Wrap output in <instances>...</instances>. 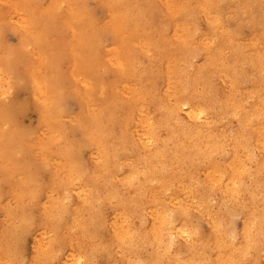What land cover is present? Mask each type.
<instances>
[{"label": "bare ground", "instance_id": "obj_1", "mask_svg": "<svg viewBox=\"0 0 264 264\" xmlns=\"http://www.w3.org/2000/svg\"><path fill=\"white\" fill-rule=\"evenodd\" d=\"M101 1L106 4V17L108 19L104 26L111 33L112 42L116 43L105 54L104 51L99 50L98 46L94 45L93 33L88 34L85 30L87 26H91V23L85 17L88 16L87 11L82 8L78 0L71 2L48 0L38 12H34L33 6H30V0H0V20H9L13 12L18 14V22L16 23L18 47L27 50L25 70L34 91L39 89L42 94L45 93L46 95L44 100L39 103L41 132L39 135L36 133L30 137V155L49 170V176L47 181L40 183L30 169V200L34 198L33 191L37 188L39 191L41 189L44 191L48 203L43 207V216L51 225L55 224L64 207H70L67 203L68 195L66 192L72 189L74 182H80L82 186L88 184L91 187L90 195L86 192L82 198L78 199L76 206L85 205L81 212L88 211V206L92 207L91 200L94 197L95 186L106 176L107 162L115 154L111 145L102 143L99 137V135L106 134L110 125L113 126L115 117L110 114L109 107L99 100L104 89H109L112 98L109 99V104H114L116 96L124 84L129 85V81L133 83L132 77L139 73L133 71V68L131 69L130 64L134 58L129 57L130 54L127 56V49L132 50V48L140 46L148 48L149 46L145 38L143 19L139 16L141 14L135 10V6H130L128 0ZM248 2L249 0H245L246 4ZM219 3H215V6ZM211 6V0H178L171 14L167 8L164 9L166 15L169 16L170 23L173 24V30L168 33L161 32L157 46L163 55L162 89L157 93V98H154V93L147 91L142 84L133 85L135 95L131 97V102L128 104L129 115L125 121L133 133L139 128L144 129L146 139L144 143H141V149L138 147L137 156L132 160L127 171L125 173L120 172L123 175L119 176L118 180L123 185V191H119L112 182L104 190L105 197L112 200L116 207H120L122 214L121 223L116 229L112 228L117 230L112 232L115 234L117 249L124 252L128 259L134 253L136 238L150 245L149 260L142 264L161 263L160 248L167 240L166 235L169 229L174 227L178 233L193 236L186 216L188 209L184 205H180L179 210L173 209L168 213L165 210L161 192L173 188L176 184V189H186L191 197L193 195L197 200H200V206H206V195L210 192H216L221 201L236 202L239 190L236 188L233 190L229 187L233 188L232 185L238 183L244 186L247 182L249 172L245 169L246 167L244 168L243 160L239 155L230 154L232 159L227 162V171L220 169L214 158L209 156L212 150H218L224 146L220 137L222 130L219 126L214 127L211 123L201 125L198 121L178 123L177 126L172 124L173 117L179 121L180 113H184L182 110L184 106L187 107L185 110L187 116L192 115L199 118L208 112L210 109L209 99L201 95L199 90L208 83V73L226 79L223 98L221 103L216 106V112L220 114H224V112L234 113L239 117V130L230 135L232 144H234L231 145L232 149L235 151L239 143L245 144L249 138L255 144H262L261 148H264V102H261L263 99L260 100L264 97V91L255 90L250 93V103L238 99V97H242V92L239 90L244 88H241L240 71H237L236 68V66L242 67L250 61L253 71L249 81L254 87L260 86L264 90V28H255L245 45L235 50L236 41L222 27L223 22L219 23L216 18L212 25H208L209 33L218 32V37L214 40L213 45L210 46V41L205 35H202L203 37L198 40L199 44L191 43V24L188 21L189 8L206 13ZM54 14L64 24L66 34L61 39H55L52 45L57 46L70 60L68 62V76L72 80L71 88L74 95L82 103L84 111L83 133L92 150L99 155V161L92 162L89 171L86 172H83L73 159L71 144L66 137L58 111L55 109L57 102L54 98H58L60 95V84L50 75L41 74L37 68L42 62L48 64V62L54 61V58L58 59L55 49L49 54L43 55L42 58L46 61L33 60V50L41 48L42 37L38 24L32 18L42 22ZM211 14L212 12L208 13V16ZM178 21L181 23V27L177 25ZM197 52L202 53L201 60H199L201 62L195 61L196 63H193V57ZM108 54L114 57L116 76L113 82L106 86L101 81V76L104 72H108L104 71L109 66ZM9 56L8 59L1 62L7 67L13 65V55L10 54ZM182 64L188 68L184 71H177ZM14 65L16 66L15 63ZM54 78L58 79V75ZM142 78L146 79V77ZM259 102L263 105L258 110ZM3 124L4 116L0 110V177L8 180L6 197L2 198L0 193V211L8 221L4 225L0 220V264L8 263L12 259L9 258L12 254L14 257L16 256L12 247V240L16 233L14 221H18L19 225L23 227L30 226V218L24 211V206L30 204V200L24 201L21 206L19 205V200L24 196L23 187L28 179L27 166L22 159L15 165L11 164V156L14 153L13 146L17 138L6 136L7 130L3 129ZM81 124L82 116L78 118L77 122V125L81 126ZM44 130H48L53 135L48 143L43 139ZM163 131L169 137L163 134ZM15 132L19 134L18 129ZM154 141L156 144L163 141V144L171 146V154L165 156L160 152H151L152 146L150 144ZM163 144L162 146H165ZM179 144L185 146L187 156L177 160L176 163L175 158H178L180 154L177 148ZM160 149L161 147L158 150ZM194 158L205 161L207 165L203 169L204 181L207 184V186L204 185L206 189L200 188L204 184L203 181V184L191 183L194 176L187 175L186 179L181 178L182 166L188 167V165L193 164ZM34 164L37 165L38 163L34 162ZM255 164V180L258 188H261L262 180H264V151L259 152ZM30 168H32L31 164ZM139 173H145L143 175L144 203L147 209L149 208L152 214H155V219L142 229L135 230L130 217L126 214L128 196L126 193L131 189L133 177ZM152 180H155V185H150ZM139 194V190L134 191L135 196H139ZM6 198L13 200L14 203L11 204L6 201ZM259 199V195L250 193L248 199L241 203L244 214L243 225L238 235H234L236 239L233 242L228 239L217 213L208 210L207 220L210 221L211 231L209 237L205 242L200 243H196L197 238H194L191 243L189 259L185 261L182 258H175L173 264H264V251L260 253L257 250L259 244L264 245V198ZM69 210L72 211L71 208ZM175 214H179V219L176 221ZM62 231L68 236L65 246L69 254L72 252L76 254L71 264H80V261H83L81 264H87L88 261L85 258L89 249L81 245L94 235L93 230L88 227L85 221L82 222L74 216L69 225L62 228ZM61 246V240H58V235L53 231L42 252L36 251L34 264L46 262L66 264L59 259L58 252ZM207 248H211V255L205 252ZM108 264H116L111 260V256Z\"/></svg>", "mask_w": 264, "mask_h": 264}, {"label": "rangeland", "instance_id": "obj_2", "mask_svg": "<svg viewBox=\"0 0 264 264\" xmlns=\"http://www.w3.org/2000/svg\"><path fill=\"white\" fill-rule=\"evenodd\" d=\"M64 1L71 2L73 0ZM78 1L82 8L87 11L88 16L85 17H87L91 23V26H87L85 30L88 34L93 33L94 45L98 46L99 50L104 51L105 54L111 49L112 45L116 44L112 42V35L104 26V23L108 20L106 17V4L101 0ZM176 1L178 2V0ZM176 1L128 0L129 5L133 7L135 6V10L141 14L139 16L143 19L142 22L146 32L145 38L148 41L149 46L148 48L140 46L132 48V50L127 49V56L130 54L129 57L134 58V61L130 64L131 69L133 68V71H138L139 73L132 77L133 83L130 81L129 85L123 83L124 86L117 94L114 104H109V99H112L109 89H104V93L99 100V102L106 104L109 107L110 114L112 117H115L113 126H109V130L106 134L99 135L102 143H105L108 146L111 145L115 154L110 157L107 162L108 171L106 176L95 186L94 197H92L91 200L92 207L88 206V211L81 212V209L85 208V205L76 206L78 199L82 198L86 192L90 195L91 187L88 184H86L88 186H82V183L74 182L72 189L66 192L68 195L67 203L72 211L70 212L69 208L64 207L60 211L57 220L53 225L47 222L43 216V207L48 203L44 191L42 189L39 191L37 188L33 191L34 198L30 200V169L33 171V176L40 183L47 181L49 176V170L40 162L34 160L33 156L30 155V137L34 136L36 133L39 135L41 132L42 127L40 126L39 103L44 100L46 95L45 93L42 94L39 89L34 91L28 73L25 70L27 50L18 47L16 33L18 14L13 12L10 15L9 20H0V110L4 116L3 129L7 130L6 136L17 138V141L13 146L14 153L11 156V164L15 165L22 159L27 166L28 179L26 185L23 187L24 196L19 200V205L21 206L24 201L30 200V204L24 206L25 214L30 218V226L23 227L19 225L18 221H14L16 233L12 240V247L16 252V256L14 257L13 254L12 256H9V258L12 259L6 264H34L36 251L40 250L42 252V249L48 244L53 231L56 232L58 240L60 239L62 244L61 249L58 252L60 261L62 263L71 264L74 261L76 254L75 252L69 254L66 249L65 243L67 242L68 236L63 233L62 228L67 227L74 216L79 218L82 222L85 221L88 224V227L94 232V235H92L88 241L85 240L83 245H81L82 247L85 246L89 249L85 258L88 261L87 264H108L110 256L111 260L116 264H142L149 260L151 247L147 242H144L141 239L138 240L136 238L134 253L128 259L124 252L117 249L115 234L112 232L117 231L114 229H116L121 223L122 214L120 207H116L112 200L105 197L104 190L112 182L119 191H123V185L118 180L119 176L123 175L120 172L125 173L127 171L128 166L131 165L132 160L135 159L139 149H141V143H144L146 139L144 129L139 128L133 133L131 127L126 124L125 121L129 115L127 107L131 102V97L135 95L133 85L138 83L142 84L147 91L154 93V98H157V93L162 89L163 78L161 71L163 68V55L157 46L160 41V33H168L173 30V24L170 23L169 16L166 15L164 9L167 8L168 12L171 14L174 7L177 5ZM211 1L212 6L206 13L194 11L193 8H189L188 21L191 24V43L196 42L199 44L198 40L203 37L202 35H205L207 40L210 41V46L213 45L214 40L218 37V32L215 31L209 33L208 25H212L216 18L219 23L223 22L224 25L222 27L226 29L236 41L237 47L235 50L242 48L245 45V43L251 38L255 28H264V22H262L264 21V0H252V2L249 0L248 4L245 3V0H224V2H222L223 0ZM47 2L48 0H30V6H33L34 12H38L41 6ZM215 3H219V5L215 6ZM210 12H212V14L208 16V13ZM32 20L36 21L38 24L39 32L42 37L41 48L33 50V60L46 61L42 58L43 55L49 54L55 49L56 57H58V59L56 60L54 58V61L52 62L47 61L48 64H43L42 62L37 68L41 74L47 76L50 75L51 78L60 84V95L58 98H54L57 102L55 109L58 111L61 124L66 132V137L71 144L70 147L74 161L83 172H86L87 170L89 171L92 162L99 161V155L96 151L92 150L83 133L85 123L83 117L84 111L82 103L79 98L74 95L71 88L72 80L69 79L68 76V62L70 60L64 56L57 46L52 45L55 39H61L66 34L65 26L56 14L49 16V18L42 22H40L39 19L32 18ZM177 25L181 27L179 21ZM10 54L13 55V65L7 67L6 64L1 62L5 61L4 59H8ZM201 54V52L195 54L193 57V63L201 60ZM107 57L110 59V61H108L109 66L104 69V71L108 72H104L101 76V81L106 86L111 84L116 76L114 72V57L109 54ZM246 60L248 59L246 58ZM187 68L186 65L182 64L178 67L177 71H184ZM236 68L237 71H240L239 80L241 82V88H244L239 90L242 92V97H238V99L250 103L251 99L249 98V94L255 90L264 91L263 87H254L252 82L249 81L252 78L251 74L253 71L250 61L244 66H236ZM56 75H58V79L54 78ZM142 77H146V79ZM207 81L208 83H206L205 87H202L199 90L201 95L209 99L210 109H208V112L199 118H195L192 115H186L185 110L187 107L184 106L182 109L184 113H180L179 121L177 118L173 117L172 124L174 123L173 125L177 126L178 123L184 124L198 121L201 125H208L211 123L214 127L219 126L222 130L220 137L221 141L224 142V146H221L218 150H212L209 156L212 159L214 158V161L220 169L227 171V162L229 159H232L230 154L236 153L243 160V166L244 168L246 167L245 169L249 172V176L247 177V182L244 186L238 183L232 185L233 188L229 187L233 190H235V188L239 190L236 202L221 201L216 192H210L206 195V206H200L201 202L199 199L197 200L193 195L192 199L191 195L186 192V189H176V184H174L173 188L161 192L165 210L168 213L173 209L179 210L182 205L188 209V214L186 216L193 236H189L186 233H178V230L174 227L169 229V232L166 235L167 240H165L164 245L160 248V254L162 256L160 264H173L175 258H182L187 261L190 257V249L192 248L191 243L194 238H197L196 243L206 241L211 233L209 225L210 221L207 220L208 210L217 213L228 239L232 242L235 241L236 238L234 235H238L241 231L244 220L241 203L248 199L250 193L259 195V200L264 198V180H262L263 183H261V188H258L255 180V160L257 159L259 152L264 151V148H261L262 144H255L253 143V140L249 138L245 144L239 143L236 146L235 151L232 149L231 145L234 144H232L233 141L230 135L239 130V117L234 113L224 112V114H220L219 112H216V106L221 103L223 98L226 79L208 73ZM260 100H262L261 102H264V97ZM261 102H259L258 110L261 109V105H263ZM80 116H82L81 126L77 125ZM17 129L20 135L15 132ZM162 133L169 137L165 131ZM43 134V139L47 143L50 138H53V135L48 130H44ZM18 136L21 137L19 138ZM17 143L19 144L17 145ZM162 144L163 141L160 143L157 142V144L156 141L151 143V152H160L165 156H169L171 154V146L163 144L166 146L165 147L162 146ZM160 147L161 149L158 150ZM177 148L178 153L180 154L178 158H175L176 163L177 160H181L183 157L187 156V149L183 144H179ZM34 162H37L38 164L36 165ZM30 164L32 165V168H30ZM205 166H207L205 161L194 158L193 164L188 165V167L182 166L181 178L186 179L187 175L194 176V180L191 181V183H204L200 188L206 189L204 185L207 186V184L205 183L203 176V169ZM144 174L139 173L133 177L131 189L126 193L128 195L126 201V214L130 217L132 226L135 230H138V228L142 229L145 225H149L155 219V214H152V211H150L149 208L147 209L146 204L144 203ZM151 184L155 185V180H152V182H150V185ZM7 188L8 180L4 177H0V193L2 194V198L6 197L5 194ZM136 190H139V196L134 195V191ZM5 200L11 204L14 203L13 200L8 198ZM178 219L179 214H175V221ZM0 220H2L4 225L8 222L3 217L1 211ZM113 227L114 229H112ZM257 250L262 253L264 251V245L259 244ZM205 252L208 255L212 254L211 248L205 249ZM82 262L83 261H80V264ZM44 264L51 263L46 262Z\"/></svg>", "mask_w": 264, "mask_h": 264}]
</instances>
